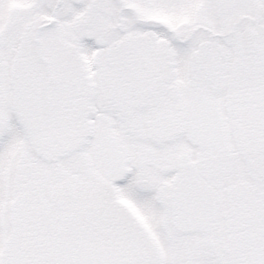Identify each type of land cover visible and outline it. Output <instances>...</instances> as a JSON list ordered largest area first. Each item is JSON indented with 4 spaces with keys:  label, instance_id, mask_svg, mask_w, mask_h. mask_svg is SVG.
I'll list each match as a JSON object with an SVG mask.
<instances>
[{
    "label": "snow or ice",
    "instance_id": "1",
    "mask_svg": "<svg viewBox=\"0 0 264 264\" xmlns=\"http://www.w3.org/2000/svg\"><path fill=\"white\" fill-rule=\"evenodd\" d=\"M0 264H264V0H0Z\"/></svg>",
    "mask_w": 264,
    "mask_h": 264
}]
</instances>
